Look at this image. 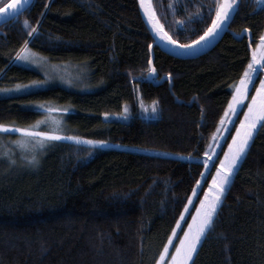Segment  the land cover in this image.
Segmentation results:
<instances>
[{
  "label": "trees",
  "instance_id": "trees-1",
  "mask_svg": "<svg viewBox=\"0 0 264 264\" xmlns=\"http://www.w3.org/2000/svg\"><path fill=\"white\" fill-rule=\"evenodd\" d=\"M8 1L0 0V8ZM237 1L219 42L189 59L150 47L154 37L138 0H34L0 26V90L43 78L18 63L26 41L51 61L86 70L93 88L0 93V125L30 129L52 110L64 113L66 135L191 157L118 147L92 154L90 145L48 137H34L42 145L26 149L23 134L0 130V264H156L264 34V9ZM218 2L152 0L163 28L182 45L203 36ZM138 93L157 101V119L137 114ZM124 107L132 115L114 117ZM189 264H264V124Z\"/></svg>",
  "mask_w": 264,
  "mask_h": 264
},
{
  "label": "rangeland",
  "instance_id": "rangeland-1",
  "mask_svg": "<svg viewBox=\"0 0 264 264\" xmlns=\"http://www.w3.org/2000/svg\"><path fill=\"white\" fill-rule=\"evenodd\" d=\"M147 2H148V8L151 9L150 0ZM223 2L227 3L229 2V0H223ZM237 3L235 5V8L230 10L232 13L231 17L237 7ZM230 18L227 19L226 21L221 22V26L216 30V32L211 34L209 37L205 38V41L211 42L215 40L220 35V33L223 31V29L226 28ZM154 28H155L156 38L162 44H165L166 41H165V38L163 37V33L159 29V25L157 24V28L156 27ZM258 43H260V41ZM28 49H30L29 59L25 60V59L19 58L18 63L40 71L43 75V78L40 80H36L37 82H40V83L33 84L31 82H28L24 84H18L22 86L19 89H17L15 86L10 87V88L1 89L0 90L1 94L3 93L6 95H9V94H16V93H25V92H30V91L37 90V89L47 88L53 85H62L67 88H71L75 90L77 89V90H82V91L93 90L90 83H88L86 70H83L82 68L76 65L68 64L66 62L51 61L46 55L40 54L31 48H28ZM254 51L257 53V55L255 56V61H260V63H255V61H253V56H252V61L254 63V71H252V79L245 80L244 81L245 86L240 87L239 91L237 90L236 86L241 85V79L233 86V96H232L231 101L233 102L234 110H228L229 109V104H228L225 114L220 121L218 131L212 137L210 144L207 148V151H206L207 155H205L203 158V161L205 162V160H207L208 163L207 164L205 163V168L201 176L198 179L200 183L199 184L197 183L195 187L196 191L193 190L190 196L191 199H189L187 203V207H185L184 211L182 212L183 215H181L179 218L180 223L179 224L176 223L174 227L176 231L172 232L171 234L172 240L171 241L168 240V242L166 243L168 245V248L165 249L164 247V249L162 250V252L165 253L164 256L162 257L160 253L157 259L160 261V264H181V254L176 253L177 245L180 244V238L184 236L185 230L188 229L189 222L193 221V215L197 214V207L200 206L201 199L207 200L211 197V193L214 191V188L212 186L216 183V180H214V177H216L218 180L220 176V173L217 171V169L222 167L221 165L222 160H225V161L227 160V157L225 154L228 153L230 155L232 152V149H230L229 145L233 144V136L237 134V126L241 124V120L246 119L245 113L249 111V103L252 102L253 95L257 96L255 107L259 109L262 106H264V93H257V88L261 87V79L264 78V67H261V64H264V59H262V55H264V47H261L258 49L256 45L252 50V55ZM234 93L236 94L235 98H234ZM137 100H138V106H137L138 115H140L141 117L147 120H155L159 117V110H158L156 100L146 101L142 98L140 93H138L137 95ZM54 110H56V108ZM63 114H64L63 112L62 113L54 112L52 110L50 111V113L46 112L45 115L36 122L35 126L29 129L31 133H36L37 135L23 134L24 137H23L22 146L26 149H32V148L41 146L42 145L40 144L41 139L38 141L35 140L34 141L35 143H34L33 138L34 137H37V139L44 138V137L39 136L38 133L53 132V133H56L57 136H59L58 139L70 140V141H74L79 144L90 145L93 148L92 154H94V152H97L99 150H105L111 147H118L120 149H125V150H130V151H135V152H144V153H148L152 155H165V156H172V157L181 158V159L191 158L190 156L188 157L184 154L174 153L170 151H163V150H157V149L139 147V146H134V145H127V144H117L112 141L90 140V139H86V138L79 137V136L66 135L65 133H63V127L65 125ZM131 115H132L131 112H129L127 108L124 107L123 112L118 115H115L114 117L126 120ZM236 122H237V126L235 128V131L233 135L231 136V138L227 140V137L231 131V128ZM261 124L262 123L260 120L256 121V127H254L252 130L253 134L249 138V142L246 146V150L244 153L241 154V157L238 160V164L233 166L234 170L232 173H230V179L225 185V190L221 193V197H220L219 202L217 203L216 210L222 203L224 195L227 191V188L229 187L237 168L239 167L254 135L256 134ZM16 129L18 128L7 127L5 130L16 131ZM71 137H78L79 139H72ZM89 141H93L94 143H89ZM219 153L222 154L220 161L216 165L209 182L204 187L205 180L207 176L209 175V173L211 172L214 161L216 160ZM194 159H198V157L194 156ZM205 190H207L208 196L205 195ZM216 210L214 211L213 216L215 215ZM202 238H203V235L201 239L197 242V246L201 242ZM195 249L193 250V252L195 251ZM173 253H176L175 258H173ZM190 258L188 259L187 264H189Z\"/></svg>",
  "mask_w": 264,
  "mask_h": 264
},
{
  "label": "snow or ice",
  "instance_id": "snow-or-ice-1",
  "mask_svg": "<svg viewBox=\"0 0 264 264\" xmlns=\"http://www.w3.org/2000/svg\"><path fill=\"white\" fill-rule=\"evenodd\" d=\"M145 0H141V6L143 7ZM237 0H229V2L224 3L223 0H220L217 4L216 15L212 18V23L208 27V29L204 32L203 36L198 37L199 40H204L205 38L209 37L211 34L215 33L216 30L221 26V22L226 21L231 17V11L235 8ZM9 7H15V5H9ZM6 9H0V11H5ZM154 15V14H153ZM35 31V28L33 29ZM163 35L173 44H176L177 41L172 40L171 37L167 36V33H163ZM260 43L257 44V48L264 47V34L259 37ZM193 44L196 41L192 42ZM189 45H181V47L187 48ZM151 47V45H150ZM30 49L27 48V41L22 46V51L18 52L17 56L20 59H29ZM257 53L253 52V61H255V56ZM262 59H264V55H262ZM250 61L248 68L244 76L241 77V85L236 86L237 90L244 85L245 80L252 79V71H254V63ZM35 62V61H33ZM255 63H260V61H255ZM261 67H264V64H261ZM33 84L40 83L37 81L31 82ZM17 89L22 87L21 85L15 86ZM257 93H264V78L261 79V87L257 88ZM234 93V98H235ZM257 100V96L253 95L252 102L249 103V111L245 113V120H241V124L237 126V134L233 136V144H230L229 147L232 149L231 154L229 155L226 153L227 160L221 161V168H218L217 171L220 173L219 179L216 180V183L212 186L214 191L211 193V197L207 200L201 199L200 206L197 207V214L193 215V221L189 222L188 229L185 230L184 236L180 238V244L177 245L176 253L181 254V264H187L188 259L192 256L193 250L197 246V242L201 239L202 235L206 233L207 230H210L213 219H214V211L216 210L217 203L220 200L221 193L225 190V185L230 179V173L233 172L234 165L238 164V160L241 157V154L245 152L246 146L249 142V138L252 136L253 128L256 127V121L260 120L262 124H264V106L257 109L255 107V102ZM238 102V101H237ZM234 110V105L232 101H229V109ZM8 126L0 125V130L6 129ZM16 131L25 134V135H37L36 133H31L29 129L26 128H18ZM41 137H48V138H55L58 139L59 136L53 132H42L38 133ZM72 139H79L78 137H71ZM43 143V141H41ZM89 143H94L93 141H89ZM207 155V153L205 154ZM30 161H34L35 157H29ZM207 164L208 161L205 160ZM199 184L200 181H197ZM196 191V189H193ZM205 195L208 196L207 190H205ZM191 199V197H189ZM187 207V205H185ZM183 215V213H181ZM177 223L179 224L180 221L178 220ZM176 230L173 229V232ZM172 240V237L169 236V241ZM165 249L168 248V245L165 244ZM176 253H173V258H175ZM164 252H161V256H164ZM156 264H160V261L157 260Z\"/></svg>",
  "mask_w": 264,
  "mask_h": 264
},
{
  "label": "water",
  "instance_id": "water-1",
  "mask_svg": "<svg viewBox=\"0 0 264 264\" xmlns=\"http://www.w3.org/2000/svg\"><path fill=\"white\" fill-rule=\"evenodd\" d=\"M33 1L34 0H9L4 6H2L0 8V9H6L5 11H0V26L3 25L4 23L8 22V21H11L15 17H17L20 14H22L23 12H25L31 6ZM147 1H149V0H145L144 6L142 7L141 6V0H138L141 14H142V16L146 22V25L148 26L149 30L151 31V33L154 37V43L152 44L151 47H153V45H155V44H158L164 51H166L169 54L176 56L178 58H183V59L196 58V57L204 54L208 50L212 49L219 42V40L223 36L224 32L226 30H228V25H227L226 28L223 29V31L220 33V35L215 40H213L211 42H206L205 39L202 41L198 39L195 44H193V43L189 44V46L187 48L181 47L182 44H180L178 42L176 44L171 43L164 35H163V37L165 38L166 42H165V44H162L156 38L154 27L157 28V24H158L159 29L161 30L162 33H167V32L165 31V29L163 28V26L161 25V23L157 17V14H156L154 7H153L152 0H150L151 4L149 2V4L151 5V9L148 8V2ZM259 1H263V0H259ZM9 5H15V7H9ZM228 24H229V22H228ZM242 35L239 37H242ZM167 36L171 37L168 33H167ZM171 39H172V37H171ZM252 50H253V47L251 48V55H252ZM150 67H151V71L148 74V79L153 80L155 77H157V73H156V70H155L154 65H153V56H151ZM164 79H165V77L159 81H163Z\"/></svg>",
  "mask_w": 264,
  "mask_h": 264
},
{
  "label": "flooded vegetation",
  "instance_id": "flooded-vegetation-1",
  "mask_svg": "<svg viewBox=\"0 0 264 264\" xmlns=\"http://www.w3.org/2000/svg\"><path fill=\"white\" fill-rule=\"evenodd\" d=\"M249 3L256 11L264 9V0L259 1V0H249Z\"/></svg>",
  "mask_w": 264,
  "mask_h": 264
}]
</instances>
